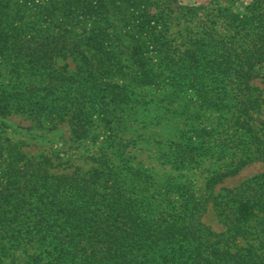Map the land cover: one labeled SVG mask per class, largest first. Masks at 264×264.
<instances>
[{"label":"trees","instance_id":"obj_1","mask_svg":"<svg viewBox=\"0 0 264 264\" xmlns=\"http://www.w3.org/2000/svg\"><path fill=\"white\" fill-rule=\"evenodd\" d=\"M160 3L0 0V117L68 123L98 146L90 172L54 174L50 157L0 143V264H264V173L215 194L264 162V0L217 3L223 33L201 28L184 49ZM168 118L177 170L221 162L201 192L131 163ZM209 204L222 235L202 221Z\"/></svg>","mask_w":264,"mask_h":264},{"label":"rangeland","instance_id":"obj_2","mask_svg":"<svg viewBox=\"0 0 264 264\" xmlns=\"http://www.w3.org/2000/svg\"><path fill=\"white\" fill-rule=\"evenodd\" d=\"M150 1V0H149ZM155 2V0H151ZM163 3L156 6L157 10H165L169 16L168 28L171 39L176 40L175 44L182 49L188 42L190 36L195 32H200L201 28L211 32L223 33V28L217 24L215 17L217 3L223 6L247 5L249 0H161ZM237 3V4H236ZM152 9V7H150ZM151 14V13H150ZM204 23V26L200 24ZM217 37V33H215ZM73 67V66H72ZM261 77L254 84L261 89L264 96V67L261 69ZM264 119V108L261 112ZM181 122L178 118H168L161 126L153 127L147 131H141V137H136V144L129 148L131 163L142 170H147L156 179L167 176L175 178L178 182L190 184L196 192H201L206 184V180L215 171L220 170V161H204L195 168L177 170L173 164L167 160L168 148L161 141L174 138V134L179 130ZM96 131H100L96 130ZM5 139L20 143L24 153L38 157L48 156L53 160L52 173L63 174L73 173L79 170L88 173L94 167L91 159L96 154L97 147L94 139L76 142L71 136V126L64 123L55 129L41 127L35 121L21 115H14L7 118L0 117V143ZM101 142V139L99 140ZM98 145V144H97ZM264 173V162L250 165L237 176L228 178L215 189V194H220L224 189H234L243 182ZM203 223L215 234L222 235L227 231V227L218 217L217 211L212 204H209L207 212L202 218ZM24 264V262H23Z\"/></svg>","mask_w":264,"mask_h":264}]
</instances>
